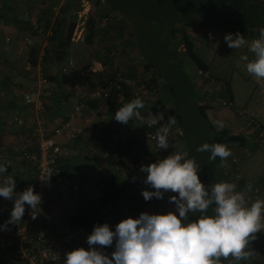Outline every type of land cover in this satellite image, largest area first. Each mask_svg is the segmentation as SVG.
<instances>
[{
	"label": "trees",
	"instance_id": "16d2710c",
	"mask_svg": "<svg viewBox=\"0 0 264 264\" xmlns=\"http://www.w3.org/2000/svg\"><path fill=\"white\" fill-rule=\"evenodd\" d=\"M33 1L34 0H0V19L16 18L18 13L21 12L23 17L29 12V9L26 11V5L28 6L30 4L33 6ZM71 1L75 2L70 4L67 0L65 1V4L60 7V10L53 20L48 40L50 48L47 47L49 50L46 49V53L51 59H56L59 55L67 57L68 48L72 45L70 39L75 23L69 22V18L66 17V14L70 11V5L74 4L73 8H76V4H78L80 0ZM91 5L94 6V8H101L103 14L99 15L98 18L99 20L103 18L107 19L105 21L107 22L105 25L108 24L107 28H110L111 25L120 27L122 24H125L131 31L129 45L134 48L136 54L134 58H136L135 60L139 63L137 66L132 67L126 65L123 68L122 76L125 81H134L136 84L144 83L146 85L148 93H142L139 96L144 101V108L140 110L141 115L147 119V114L149 112L153 115L158 112H163L165 120L163 123H160V125L167 124L168 116L172 115L176 117L177 123L172 127L177 130V133L169 136V144L176 140V136L180 142H183L184 146L182 151L187 152L190 158L195 157L196 161L200 165H203L202 182L206 186L211 184L214 185L221 181H228L234 183L238 191L245 190L246 186L241 182L242 177L239 175L241 158L238 160L239 163H234L230 159V157L232 158L235 155H230L224 160H221L220 157L211 160L209 159V152H197L194 150V147L192 149L191 142H194L197 147L207 142L210 144L224 143L231 151H236L238 148L244 149L245 139L241 136L242 134H233L228 128L217 129L210 122L207 109H215V107L213 106L212 108L211 105L205 103L206 97H223V93L218 94L214 89L207 90L203 84L206 86L210 85V79H213L214 82L217 83L219 79L209 74V77L205 79L203 83L198 84L197 78L192 79L187 72L185 73L181 69L179 63H181V60H185L184 62L187 63V68L189 70L195 67L196 70L201 69L208 72L209 65L206 62L207 60L200 55L198 56L195 52V46L203 45H200L198 40L192 36L193 33L203 32V34L207 35L211 32L214 35L222 37L228 33L235 34L239 32L243 37H246L245 35H252L256 36V39H258L261 30L264 29V0H95ZM93 18L94 17L91 16V26H93L95 22ZM37 21L39 25L42 23L46 30L51 23L50 14L43 15L42 19L37 17ZM26 24L30 30H32V33L36 34L31 28L29 21ZM105 33L108 37V32ZM93 35L94 31L89 32L87 36L85 35L87 44L93 42ZM181 44L184 47V52L180 53V55L176 51V47ZM105 47L106 54L104 53V59H106L108 63L104 60L102 65L109 64V71L106 72L104 69H101V71L88 73L89 77L84 76L79 78V81L75 79L69 86H80V84L83 85L88 82L87 84L89 87H92L95 81L113 77L115 72H117V69H114V61L119 58V55L126 56V54H124V50H122L120 52L114 51V54L111 55V50L115 47L107 46V42ZM207 48L210 50V46ZM38 49V46L33 45L28 51L29 60L33 68L38 64ZM3 53L6 55L0 53V68H4L8 72H14L19 76L30 75V71H26L21 64L10 58L8 51L5 50ZM138 58H140V61ZM156 58H158V60H155ZM169 58L173 59L176 64L166 63V66L171 69L170 73L178 75L182 87L180 89L174 82V78L176 77L170 80V73L165 76L160 68L156 66L159 60L167 62ZM117 65H119L118 61ZM137 71H139V73ZM54 75V78H58L56 73H54ZM50 77H48V79H50ZM224 84L226 85L225 87L223 86V88H225L224 92L226 93L224 96L232 99L228 83ZM217 85L222 86L220 83H217ZM71 87L69 89L72 91L73 89H71ZM64 90L65 88L60 91V94ZM132 91V88L128 84H123L122 90L118 92V99L114 101L115 104L113 102L109 104V108L103 118L95 124L90 138L92 151L97 149L99 145L101 151L111 140L112 135L119 132L121 123L114 119V114L124 103L135 99ZM50 92L51 93L46 97H39L42 102V115L46 120H51L47 117L46 112L49 110V106L52 105L51 103L57 101L56 96L59 95L57 90L53 91L51 89ZM54 92L55 95L53 97ZM168 102L170 106L169 112L165 111ZM87 107L94 112L98 109V102L89 101ZM182 111L187 115L186 119L184 117L181 118ZM188 113H190L191 116H188ZM145 119H143L141 123H144ZM132 120H134V118ZM261 125L264 128V125ZM35 128L36 126L30 130L29 137L31 140L34 139ZM76 139L77 137L75 140ZM262 139L264 140V137ZM75 140L73 142H75ZM263 140L259 142L252 138L249 139L248 142L260 148L261 145L264 144ZM133 142L132 139L123 142V144L119 141L109 152L111 158H113L114 161L116 160L118 165L122 164V162L124 163V160H128L129 154L126 152L132 146ZM32 147L33 145H31V148ZM68 147L69 145L66 147L69 150ZM91 149L89 148L88 152ZM88 152L86 151L85 153L88 154ZM236 154L240 155L239 153ZM109 155L107 158L110 157ZM84 157L86 158V156ZM96 157L99 158V156L95 155L94 158ZM69 158L70 154L63 161L61 167L63 174L67 175L72 174L70 166L67 163ZM156 160L155 158L152 161L155 162ZM237 167L238 170H236ZM10 176L15 179L16 187H18L17 177L13 174H10ZM263 176L264 174L261 177ZM100 182L102 184L101 194L96 200H84V198H82L83 201H81V198L76 199L75 197V206L69 204L72 207L70 212L67 211L66 205L62 206V210L68 212V217L64 226H59L57 222L52 223L51 226L47 225V227L52 229L51 232L53 234H56L57 231L65 227L69 229L79 228L90 234L93 230V226L97 223L100 224L102 221L103 216L101 214V209H110V207L112 208L125 197L132 202L135 209L157 208L165 198H152L151 200L145 201L141 195V191L145 190V188L141 187L139 179L135 176L115 177L102 174L100 175ZM0 183H3V180ZM147 190L153 189L148 188ZM95 201H97V204H95ZM66 202L68 203L70 200ZM252 202L254 201H251V203ZM209 214H211V207L209 209ZM194 218L195 217H193V219ZM260 240L259 237L256 238L258 244L257 250L252 249L255 247L252 243L249 245V249L252 251L249 257L240 261L235 260L231 256L228 258L222 257V264H264V258L261 257L260 254H257V252H261L260 247L262 241ZM6 254L7 251L0 246V264H11L4 256Z\"/></svg>",
	"mask_w": 264,
	"mask_h": 264
},
{
	"label": "clouds",
	"instance_id": "9594fccd",
	"mask_svg": "<svg viewBox=\"0 0 264 264\" xmlns=\"http://www.w3.org/2000/svg\"><path fill=\"white\" fill-rule=\"evenodd\" d=\"M208 39H214L213 33L209 32ZM223 39L228 47L235 49L247 43L239 32L225 34ZM250 48L255 58L249 61L246 55L241 57L247 61L246 71L264 79V29ZM143 108V99L137 97L120 106L114 119L122 124L133 118L143 120L145 117L140 112ZM147 120L150 125H157L165 116L163 112L155 115L149 112ZM176 123V117L170 115L167 124H161L155 133L159 149L169 148L170 129ZM216 126L222 129L224 123L217 121ZM196 151L209 152L211 160L217 157L224 160L231 155L224 143L205 142ZM140 170L147 174L144 184L153 189L141 191L144 200L163 199L168 192L177 193L168 197L174 211L141 212L135 218L122 219L114 230L107 222L97 223L86 238L88 247L66 252L63 264H222V257L231 256L240 261L252 254L250 241L257 238L256 233L264 232V199L248 203L246 191L252 190L251 183L239 191L228 181L206 186L199 176L200 164L182 150H175L147 166L141 165ZM48 171L49 177L53 175L52 169ZM5 172L7 167L0 164V174ZM15 188L16 181L10 175L0 183V197L14 200L10 218L0 225V230L21 221L26 205L32 210L33 219L42 211V196L34 191V186L19 193ZM114 241V251L109 254L105 246H113Z\"/></svg>",
	"mask_w": 264,
	"mask_h": 264
},
{
	"label": "built area",
	"instance_id": "2783aa9c",
	"mask_svg": "<svg viewBox=\"0 0 264 264\" xmlns=\"http://www.w3.org/2000/svg\"><path fill=\"white\" fill-rule=\"evenodd\" d=\"M87 3L83 5V10L78 12V22L75 24L72 40L77 42L83 38L84 35V20H87V15L90 11L87 7ZM106 21V18L101 19ZM88 22V20L86 21ZM29 24L36 34L40 33L41 27L38 24L36 17L29 18ZM77 37V39L75 38ZM32 36H27L23 41L16 43L15 51L13 57L20 61L22 67L26 71H33L36 67H32L29 60L28 51L33 46ZM2 48L7 50L13 41L10 36L4 35L1 39ZM114 54V50H111V55ZM124 61V60H123ZM114 69L117 72L113 77L106 79H101L95 81L92 87H89L87 83L78 87L75 102L68 113L67 118L59 122H54L51 120H46L42 115V102L39 97H46L51 92L50 84L45 77L37 74V80L32 86L26 90L20 92L21 104L26 105V110L34 113V121L36 122V130L34 133L33 147L23 149L20 151V159L25 166H28L34 170L35 175L32 178L29 186H34V191L38 192L42 196V203L40 205L42 211L37 215L35 219L32 218V210L26 205L25 213L21 218V221L7 224L6 229L0 230V246L7 251L4 255L11 264H63L65 259V253L71 251L77 247H85L88 245L86 243V238L89 235L86 231L82 229H69L68 227L62 228L53 234L51 228L47 227L52 223L57 222L59 226L65 225V220L60 219V213L56 211L53 206V200L59 196L68 197L78 192L79 180L74 176L63 174L62 163L68 157L69 150L66 148L69 143H72L75 138L81 133L79 127L74 125V121L80 119L84 116V113L88 110L87 104L89 101H97L98 109L96 111H91L92 115L103 118L104 114L108 110L105 107V103L110 101H116L118 99V92L122 90L123 84H128L132 88V94L135 98L139 97L142 93H148L146 85L136 84L134 81H125L122 73L123 68L117 65V61H114ZM137 60H133L129 66H137ZM90 70L85 72H95L93 67H89ZM139 73V71H137ZM83 75V73H81ZM209 77V73L198 69L197 70V80L198 84L203 83L205 79ZM210 85H204L205 89L213 86L217 88L218 85L213 79L209 81ZM206 101L210 104H215L213 106L221 107L223 110H227L232 113L233 118L236 121L238 128L249 127L250 132L254 139L262 142L264 137V128L259 121L251 116H246L244 111L234 105L231 98L223 96H215L214 98L206 97ZM205 102V103H207ZM106 108L102 110V108ZM166 111V109H165ZM97 114V115H96ZM14 121L18 125H23L24 120L21 117H14ZM163 123V121H159ZM32 124H34L32 122ZM122 124V123H121ZM157 124V125H158ZM150 125L148 120L145 119L141 137L144 142L148 143L150 146H157L155 139V133L158 131L160 124ZM156 128V129H154ZM173 128V127H172ZM170 130V135L177 133L175 129ZM239 132V130H238ZM62 136L64 138V143H58L56 137ZM121 134L120 131L112 135L111 140L107 143L106 147L101 149L100 155L102 157H107L109 152L116 146L120 141ZM234 163H239V157L233 156L231 159ZM98 163V162H97ZM139 164L135 163L134 169L139 171ZM49 169H52L53 175L49 177ZM238 170V167L236 168ZM6 180L3 181V183ZM102 184L100 182V176L96 175L93 182V199H97L101 194ZM26 189V188H25ZM23 188L16 187L15 192L19 193L25 190ZM256 199H264V187L257 185L253 187L248 197V203L255 201ZM97 204V201H95ZM14 206L13 199H5L0 197V225H4L10 218L11 210ZM101 214L103 216L100 224L107 222L109 225L114 226L119 223L122 219L112 222L104 218L105 210L101 209ZM58 219V220H57ZM62 222H59L61 221ZM260 241L261 253L264 252V232H258L255 234ZM113 246H105L107 252L110 254L114 251ZM96 247H99L98 245Z\"/></svg>",
	"mask_w": 264,
	"mask_h": 264
},
{
	"label": "rangeland",
	"instance_id": "374dc122",
	"mask_svg": "<svg viewBox=\"0 0 264 264\" xmlns=\"http://www.w3.org/2000/svg\"><path fill=\"white\" fill-rule=\"evenodd\" d=\"M62 1L63 0H34L33 2L35 3L38 9L37 11H35L36 17H39L42 19L43 15H46L49 13L50 19H51L50 22L53 24V20L56 17L55 13H58V11L60 10L59 4ZM65 1L66 0L63 1L62 5L65 4ZM94 1L95 0H80V2L78 1V4H76V8H73L72 6L70 8L69 14L66 16L69 18L68 20L69 22H74L76 24L79 20L78 12H81L83 10V5L85 4V2L90 6V11L87 15L88 22H86L87 20L83 21L84 28H85L83 38L78 40L77 42H74L71 36L70 40L72 42V45L69 47L71 49L69 50L68 48V51H67V54L69 53L72 54L73 66L76 69L75 72L69 66L67 62L68 59L64 57L63 55L62 56L59 55V57H57L56 59H51L50 56L46 53L47 52L46 49L42 52L43 54L41 56V62L43 61L46 68L42 69L40 67V70H38L39 71L38 74L48 79V77H50L49 73H51V70H54L55 71L54 73H56L59 80H57V83H52L49 79L48 81L51 83L52 90L53 91L57 90L59 95L65 96V90L60 94V91L65 88V85L69 87V84L73 83L75 79L81 78L84 76L89 77L88 73H94V72H88V73L85 72L86 70L92 71L89 69V67H94L96 71H101V69H104V71L106 72L109 71V68H110L109 64L102 65V62L104 60L106 63H108L106 59H104V53L106 54L105 52L106 42H107V46L115 47L114 49L112 48V50L116 52L118 51L120 52L124 50V54H126V56L119 55V58L116 59V61H118L119 65L122 68H124L126 65H129L134 59H136L134 58V55L136 56L135 50L133 47L129 45V41L131 37L130 29L127 26H125V24H122L120 27L111 25L110 28H107L108 24L105 25V23L107 22L99 20L98 18L99 15L103 14L101 8L100 7L94 8V6L91 5L94 3ZM67 2L71 4V3H74L75 1L73 2L71 0H67ZM88 5L87 7L89 8ZM73 9H75L77 12L73 13L74 12ZM91 16H93L94 17L93 19H95L93 26H91L90 24ZM40 27L43 33V30L45 29L42 23L40 24ZM91 31H94V35H93L94 40L91 44H87L85 41V37L89 35V32ZM105 32H108V37L106 36ZM192 36L198 40V43H200V45H203V46H198V45L195 46V52L198 56L200 55L201 57L207 60L206 62L209 65L208 71H210L213 75L219 78V83L222 86L225 87L226 85L224 83L226 84L228 83L235 106L242 110L245 109L248 113H251V114L252 113L253 114L262 113L264 111V84L260 85L259 81L264 80V79H257L253 75L249 74L246 71L247 61H244L241 59V57L245 55L248 57L249 61L255 58L254 53L251 51V48H250L252 42H250L249 39H246L247 43L244 46H242L239 49H235V48L228 47L227 42L223 40H221L220 44L217 43L216 45H214L215 44L214 40L206 41L208 39V35L203 34V32L193 33ZM245 36L249 37L247 35ZM75 38L77 39V37ZM41 39H42V42L45 40V32H44V35L41 37ZM41 39L38 38L39 43H41ZM126 42L128 43V45ZM209 46H210V50L207 48ZM48 48H50V46H48ZM2 50L5 51L3 48ZM6 51L9 52L10 58L12 60L21 64L20 61H18L17 59L13 57V54L15 51L13 44L10 45V47H8ZM176 51L179 54L184 52L183 45L182 44L177 45ZM138 59L140 61V58ZM155 60H158V58H156ZM184 61L185 60H181V63H179L181 66V69L185 73L187 72V74L192 79L197 78L196 68L192 67L189 70L187 68V63ZM166 63L176 64V62L173 61V59L171 58L167 59V62L162 61V60L161 61L159 60L157 62L156 66L160 68V70L163 72L165 76H167V74L171 72V69L166 66ZM98 64H100V67L98 66ZM81 73H83V75ZM15 76H19V75H16L14 72H8L4 68H0V80L6 79V80L14 81ZM169 77H170V80L171 78L176 77L174 78V82L176 83V85H178L179 89L182 88L178 75H173V73H170ZM58 83L61 86L58 85ZM54 95H55V92L53 94V97ZM224 95H226V93H224L223 96ZM65 102L67 104V100ZM108 102L105 103V107L107 109L109 108V104H111L112 102L114 103V101L112 102L108 101ZM207 105H211L213 108V105L215 104H210L209 102H207ZM105 107L102 108V110H105L106 109ZM214 107L217 110L222 109L221 107H218V106H214ZM165 109L167 112H169L170 110L169 102ZM228 115L233 118L232 113H229ZM188 116H191V114L188 113ZM94 117L99 118L97 116H94ZM94 117H90L89 119H87L88 124L89 125L91 124V126H89V129L92 127V124L95 123L96 121L94 120ZM183 117L185 119L187 117L184 111L181 112V118ZM141 121L142 120L140 119L134 118V120H131L128 124L120 125V126L124 125V127L126 128L124 131H120V134H121L120 142H122L123 144V142L128 141L129 139L130 140L132 139L134 141L132 146L126 152L127 154H129L128 160H124V163L122 162V164L120 165H118L116 163V160L114 161L110 155H109L110 156L109 158L102 157V155H100V152H101L100 146H98V148L94 149L93 151L92 149L89 152L87 150L88 154L85 153L84 155L82 154V152H79L78 149L73 150L72 148L73 150L71 151L73 152L72 162H73L74 167L78 169V172L73 175H75V178H79V181H80L79 189L83 187V190H85V194L90 193L88 195H91L94 197L93 184L91 185V187H89V185L91 184L93 180V177H95L96 175L100 176L102 175V173L103 174H106V172L109 173V171H111L115 177L116 176L117 177H134L135 176L137 177V179H139V184L141 185V187L148 189V186L144 184V180L147 174L140 170L141 165L147 166L153 163L152 160H154L155 158L156 159L165 158L166 156H168L170 153H172L175 150H182L184 145H183V142L182 141L180 142L176 136L175 137L176 140H174L173 143L169 144L168 149H159L157 146H150L148 143L144 142V140L141 137L142 126H143V123H141ZM262 123L264 124V116L262 119ZM86 127L88 130V126ZM175 131L177 132L176 129ZM27 140L30 141L31 139L29 138ZM246 141L247 139H245L244 145L247 144ZM31 145H33V140H31ZM263 145H261V147ZM191 146H192V149L193 147H194V150L197 149V145L194 142L193 143L191 142ZM71 147H74V146H71ZM261 151L264 152V148ZM231 153H232L231 156L235 155L236 157L241 158V160L242 158L243 159L246 158V157H242L241 155H237L236 153H238V150L231 151ZM69 154H70V150H69ZM252 154L251 156H253ZM95 155L99 156V158L97 157L94 158ZM84 156H86L89 162L87 161V163H82L81 159H84ZM254 157L263 158V156L259 154H255ZM93 158L96 160H94ZM230 159L232 158L230 157ZM136 162H138V164L140 165L139 171L134 169V165ZM256 163H257L258 168H262L264 166V159L262 161H256ZM94 165L96 166V168ZM203 168H204L203 165H200L199 176L201 180H202V172L204 171ZM239 168L241 169V167ZM249 170L253 171L254 169L252 167H249ZM79 174L82 175L81 178L79 177ZM262 174H264V169L259 171V175H262ZM239 175H241V173H239ZM255 187H257V185ZM78 192L68 197H65V196L62 197L58 195V197L55 200H53L54 207L60 213V216H59L60 219L65 220L67 218V213H68L67 211L70 212V210H72V207L69 204H72L73 206H75L74 204L76 203V201L74 200L75 195L77 196V198L80 196V193ZM250 193H251L250 191H246V199L250 197ZM169 195H178V194L171 193V192L166 193V196L161 201V204L157 208H154V209L153 208L135 209L132 205V202L125 197L124 199H122L124 200V203H121L122 201L121 200L120 205L117 207L119 209L114 211L112 216L109 218H111L112 222H116L120 219H125L128 217L135 218L141 212H147L149 214H166L168 211H174V205L168 202ZM69 200L70 202L67 203L66 201H69ZM65 205H66L67 211L62 210V206H65ZM120 211H123L124 213H121ZM59 222H62V220ZM251 243L255 245L253 250L254 249L257 250L258 244H257L256 239L254 241H250V244Z\"/></svg>",
	"mask_w": 264,
	"mask_h": 264
},
{
	"label": "crops",
	"instance_id": "0c3cea01",
	"mask_svg": "<svg viewBox=\"0 0 264 264\" xmlns=\"http://www.w3.org/2000/svg\"><path fill=\"white\" fill-rule=\"evenodd\" d=\"M63 1L59 4V9H60ZM72 6H74V5H71L70 8ZM28 9H29V12L26 15H24L23 17L21 15L22 14V12H21V13H18V16L16 18H9V19H4V20L0 19V43H1L2 37L4 35H7V34H8L7 36L10 35V37L13 41V45L23 41V39L27 36H32L33 42H34L33 45L34 46L36 45L39 48L38 49L39 50L38 64L36 66V69L29 72L30 73L29 76L28 75H26V76H15L14 81L6 80V79L0 80V164H4L7 167V172L0 174V182H2V180L3 181L6 180L7 176H9L10 174H13L14 176L17 177L18 187L23 188V189H25L29 186L30 182L32 181V178L35 175V172H34V170L29 168L28 166H25L24 163L21 161L20 151H22L23 149L29 148L31 146V140L28 141L27 139L30 138L29 137L30 130L36 126V122L33 121L34 120V113L27 111L26 110L27 106L21 104L20 92L28 90L32 86V84H34L36 82L37 74L39 72L38 70H40V67L42 69L46 68L43 61L41 62V56L43 54L42 52L45 49H48L47 48L49 46L48 40L50 37L49 35L51 33V27H52V23H51L49 25L48 29L43 30V33H42V30L38 34L32 33V30H30V28L28 27V25L26 23H28V21H29L28 19L30 17H32V16L36 17L35 11H37L38 9H37V6L35 5V3L33 4V6L30 4L28 6L26 5V11H28ZM73 10H74L73 13L77 12L75 9H73ZM55 14L57 15V13H55ZM68 14H69V11L67 12L66 15H68ZM44 32H45V40L42 42L41 37L44 35ZM39 36H41V37H39ZM223 37L224 36L221 37V36L214 35V39H212L215 41L214 45H216L217 43L220 44L221 40L224 41ZM38 38L41 39V43H39ZM244 38L249 39L250 42H253L256 39V36L251 35L249 37H244ZM206 41H211V40L207 39ZM15 46H14V49H15ZM70 49L71 48H69V50ZM3 52L4 51L2 50V44H1L0 53H2L3 55H6ZM67 55H68L66 57L68 59L67 62L69 64V66L72 68V70L75 72L76 69L73 66L72 54L69 53ZM98 66L100 67V64H98ZM54 72H55L54 70H51V73H49L51 76L49 80L52 83H57V80H59V78H54L55 77ZM209 72L210 71H208V73ZM213 76L215 78H218L215 75H213ZM76 80L79 81L80 79L77 78ZM217 83H219V80ZM259 83H260V85L264 84V80L259 81ZM58 85H60V84L58 83ZM71 86L72 85L67 87L65 85V90H66L65 96H63V95L56 96L57 101L55 103L52 102L51 103L52 105L49 106V108H48L49 110L46 112L47 117L56 123L67 118V115L71 111L72 105L75 102L79 88H77L75 85L73 87H71ZM70 87H71V89H73L72 91L69 89ZM50 88L52 89L51 83H50ZM209 88L216 90V93H218V94H221V93L224 94L225 93L224 92L225 88H223V86H218L217 88H214L213 86H211ZM66 100H67V104L65 102ZM207 111H208L207 115L210 119V122L213 124L214 127L217 128V126H216L217 121H222L224 123L223 128H228L229 131H231L233 134H239V135L242 134L241 136L244 139H247V141H246L247 144L245 145L244 149H241V148L237 149L238 153L242 157H246L245 159L241 160V163H240V167H241L240 173H241V177H242L241 182L243 184H245L246 187L249 183H251L253 187L256 185H261L264 187V176L261 177L263 174L259 175V171L263 170L264 166L262 168H258L257 163H256V161H262L264 159V152L261 151L264 148V145L260 148H257L256 146L253 145V143L248 142L249 139L254 138L250 132V128L242 126L239 129L237 124H236L235 119L228 115L231 112H229L227 110H222V109L217 110L216 108L215 109H207ZM243 111L246 114V116H251V117L255 118L256 120H259V122L261 124H263L262 119L264 116V111L260 114H253V113L251 114V113H248L245 109ZM14 117H21L24 120L23 125H18L14 121ZM90 117H94V116L92 115L91 110L88 109L84 113V116H82L80 119L75 120L73 122L74 125L79 127V129L81 130V133L77 136V139L75 140V142L69 143L68 148L70 150V156L71 157L69 158L67 163L69 164L70 170L72 173V174H70V176L75 177V175H73V174H76L78 172V169L76 167H74V165H73V162H72V160H73L72 159V157H73L72 153L73 152H71V151L78 149V151L82 152V154L84 155L85 152L89 148L91 149V147H92V143L90 141V138H91L92 132L95 128V124L100 119L94 117V120H96V121H95V123L92 124V127L89 129V126H91V124L90 125L88 124L87 119H89ZM32 122L34 123L33 125H32ZM86 126H88V130H87ZM125 129L126 128L124 127V125H122V126H120L119 131H124ZM238 130H239V132H238ZM56 141L58 143H64V138L62 136H58V137H56ZM71 146H74V147H71ZM72 148H73V150H72ZM252 153H254V154H252ZM251 154L253 156H251ZM255 154H259V155L263 156V158L254 157ZM81 160H82V163H87V161H88L87 158H85V157H84V159H81ZM249 167H252L254 170L250 171ZM95 168H96V166H95ZM101 172H103V171H101ZM105 175L114 176L111 171H109V173L106 172ZM79 177L81 178L82 175L79 174ZM93 179H94V177H93ZM92 184H93V182L89 185V187H91ZM78 193H80V196L78 195L79 197L77 198V196L75 195L76 199L81 198V201H83L82 198H84V200L93 199V196L88 195L90 193L85 194V190H83V187L80 188ZM87 197H89V198H87ZM121 203H124V200H122ZM119 205H120V202H117V204L114 205L112 208L110 207V209L105 210L104 218L111 220V218H109V217L112 216L114 211L119 209V208H117ZM120 212L124 213L123 211H120ZM257 254H260L261 257L264 258V252H262V253L257 252Z\"/></svg>",
	"mask_w": 264,
	"mask_h": 264
}]
</instances>
